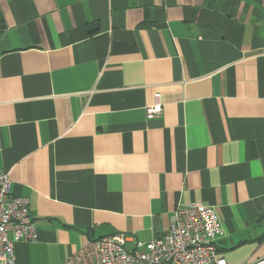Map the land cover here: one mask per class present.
<instances>
[{"label": "crops", "instance_id": "1", "mask_svg": "<svg viewBox=\"0 0 264 264\" xmlns=\"http://www.w3.org/2000/svg\"><path fill=\"white\" fill-rule=\"evenodd\" d=\"M0 26V170L38 234L17 264L132 249L192 202L228 264L264 258V0H0Z\"/></svg>", "mask_w": 264, "mask_h": 264}, {"label": "built area", "instance_id": "2", "mask_svg": "<svg viewBox=\"0 0 264 264\" xmlns=\"http://www.w3.org/2000/svg\"><path fill=\"white\" fill-rule=\"evenodd\" d=\"M146 115L162 112L159 94ZM223 234L215 207L200 202L178 204L165 232L126 247L127 235L115 232L87 240L60 264H228L216 239ZM37 227L29 214V199L10 191L8 171L0 170V264H17L14 244L36 241ZM244 264H264V258Z\"/></svg>", "mask_w": 264, "mask_h": 264}, {"label": "trees", "instance_id": "3", "mask_svg": "<svg viewBox=\"0 0 264 264\" xmlns=\"http://www.w3.org/2000/svg\"><path fill=\"white\" fill-rule=\"evenodd\" d=\"M1 27V26H0Z\"/></svg>", "mask_w": 264, "mask_h": 264}]
</instances>
